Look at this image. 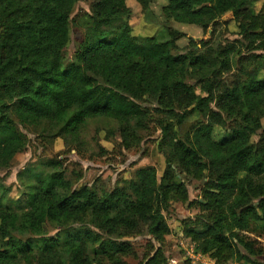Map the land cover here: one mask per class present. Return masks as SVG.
I'll list each match as a JSON object with an SVG mask.
<instances>
[{
  "label": "trees",
  "instance_id": "16d2710c",
  "mask_svg": "<svg viewBox=\"0 0 264 264\" xmlns=\"http://www.w3.org/2000/svg\"><path fill=\"white\" fill-rule=\"evenodd\" d=\"M80 1L0 0V172L28 147L18 127L81 149L94 120L111 123L108 137L126 152L156 125L165 167L101 191L76 188L83 176L71 179L58 159L29 165L18 175L23 205L0 197V264H129L140 258L130 239L146 245L141 264H171L176 205L199 212L182 222L197 253L215 264H264V0H167L165 40L137 37L130 25V1L147 12L157 0H94L68 62ZM170 24L204 37L182 47L187 35ZM191 182L203 183L193 201ZM45 227L59 233L46 240Z\"/></svg>",
  "mask_w": 264,
  "mask_h": 264
},
{
  "label": "rangeland",
  "instance_id": "374dc122",
  "mask_svg": "<svg viewBox=\"0 0 264 264\" xmlns=\"http://www.w3.org/2000/svg\"><path fill=\"white\" fill-rule=\"evenodd\" d=\"M93 1L81 0L72 16L74 20L77 19V23L73 24L72 27V42L67 50L68 62L73 59L79 40L83 36L81 26H84V21L87 20L85 17L91 13ZM128 5L133 13L130 25L135 36L142 39L157 37L165 40L168 38V28L162 15V9L167 6V0H157L152 5L151 10L147 12L143 11L135 1H130ZM261 7L262 3L259 4L258 9H261ZM170 26L187 35V39L180 42L182 47L188 44V38L200 39L204 37L203 31L194 26L180 24H170ZM229 30L231 33L229 31L226 33L227 38L231 40L238 38L233 35L237 32L234 25H231ZM262 76L264 77V74ZM142 106L145 108L155 107L154 104L149 102H144ZM199 120V116L189 119L186 130ZM110 124L103 120L91 121L83 133L84 146L81 149H76L65 139H52L46 142L38 134H35L32 129L18 127L20 133L28 140V147L24 154L18 156L11 170L0 172V197L4 196L8 200L5 202L8 206L14 208L22 206L23 203L18 202H24L23 199L20 200L24 189L18 181V175L29 165L41 160H60L64 164L68 175L74 181L78 176H83V179L77 183L76 188L87 185L97 187L101 191H109L118 185L131 181L134 179L136 170L140 168L155 166L159 174H162L165 162L156 149V140L160 136L156 125H152L150 132L144 134L145 140L139 148L126 152L120 149L119 139L108 137ZM214 135L215 139L220 140L226 134L219 130ZM255 140L258 142L259 138L257 137ZM202 185L203 183L200 182L189 183V193L192 201L200 198ZM2 188L7 191L5 195H2ZM198 213L197 210L190 209L188 205H176L168 215L172 234L167 238L166 250L171 264H186L187 262L191 264H215L209 257L197 253L191 242L183 236L182 222L194 219ZM78 228L79 226L74 227V229ZM45 232L42 238L46 240L56 237L59 233V231H55L50 227H45ZM73 233L74 231L70 228L67 233L65 232V235ZM129 242L137 248L140 258L127 261L129 264H141L142 258L147 252L145 243L142 239H130ZM34 243L35 246L44 245V242L41 241ZM262 245L264 246V241H262Z\"/></svg>",
  "mask_w": 264,
  "mask_h": 264
},
{
  "label": "built area",
  "instance_id": "2783aa9c",
  "mask_svg": "<svg viewBox=\"0 0 264 264\" xmlns=\"http://www.w3.org/2000/svg\"><path fill=\"white\" fill-rule=\"evenodd\" d=\"M194 247V246H193ZM202 256V255H201Z\"/></svg>",
  "mask_w": 264,
  "mask_h": 264
}]
</instances>
